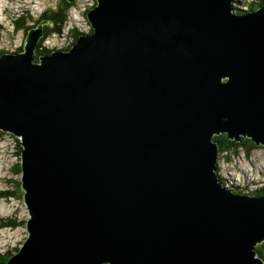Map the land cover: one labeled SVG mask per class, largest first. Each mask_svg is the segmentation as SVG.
Listing matches in <instances>:
<instances>
[{"label":"water","instance_id":"1","mask_svg":"<svg viewBox=\"0 0 264 264\" xmlns=\"http://www.w3.org/2000/svg\"><path fill=\"white\" fill-rule=\"evenodd\" d=\"M87 15L95 32L42 65L47 19L0 56L31 215L7 264H264V195L211 167L214 135L264 145V4L99 0Z\"/></svg>","mask_w":264,"mask_h":264},{"label":"rangeland","instance_id":"2","mask_svg":"<svg viewBox=\"0 0 264 264\" xmlns=\"http://www.w3.org/2000/svg\"><path fill=\"white\" fill-rule=\"evenodd\" d=\"M98 1L79 0L77 7L70 11L69 22L62 32L47 38L43 43L44 49L48 47L51 51L60 52L66 50L72 41L70 30L73 28L90 34L92 25L87 14L97 6ZM262 1L233 0V3L235 7L246 9L250 3L259 4ZM61 2L62 0H0V56L26 53L24 45H27L28 32L37 29V25L44 19L48 20L49 13ZM38 19L41 21L35 24L34 21ZM15 24L20 29H16ZM34 49L31 63L39 58L38 64L42 65L40 57L46 56V53L41 48ZM22 143L21 136L0 129V257L21 251L29 237L27 226L31 215L24 200L26 190L22 188L24 172L19 167L25 149ZM217 162L218 177L224 185L233 187V191L256 195L257 190L264 189V145H257L249 152L231 149L226 153H218L216 165ZM211 167L215 168L214 162H211ZM11 223L18 225L6 226ZM260 251L264 255V250Z\"/></svg>","mask_w":264,"mask_h":264},{"label":"trees","instance_id":"3","mask_svg":"<svg viewBox=\"0 0 264 264\" xmlns=\"http://www.w3.org/2000/svg\"><path fill=\"white\" fill-rule=\"evenodd\" d=\"M78 1L79 0H72V1L71 0H62V2L59 4V6L54 8L49 13V15L47 16V18H49V19L47 22L44 23V26H43V36L40 38V40L37 44L38 48H41L42 51H45V53L51 52V48L47 47L46 49H44V47H43L44 41L47 38H49L55 34H60L62 32V30L65 27V24L69 22L70 11L73 8L77 7ZM263 4H264V0L262 2H260L259 4L250 3L249 4V5H251L250 10L257 9L258 7H260ZM237 9H238V12L244 11L240 8H237ZM87 18L89 19L88 15H87ZM40 21H41V19H38V20H35L34 22H35V24H39ZM15 25H16L15 26L16 29H20L18 24H15ZM31 27H33V26H31ZM28 30H30V28ZM94 32H95V28H94V26H91L90 27V34H92ZM81 34H87V33L80 31L78 28H73L70 30V36L72 38V41H71V44L66 48V50H70L72 48V46L77 41H79ZM35 60H36L35 62L40 61L39 58H36ZM214 141H216L218 143L219 154L226 153V152L230 151L231 149H233V150L244 149L245 151L249 152V150L251 148H253V147L255 148L257 146L255 141L251 137H245L244 135H242L240 137V139H232L227 135V133H221L219 135H214ZM19 167L21 168V166H19ZM256 193H257V195H262V194H264V189L257 190ZM19 223H21V222H19ZM23 223H25V222H23ZM17 225H18L17 223H11V224H8L6 226H17ZM255 249L257 251L258 256L264 260V255H262L261 251H260V249L264 250V242H262V243L260 242V243L256 244ZM16 250L18 251L19 249L17 248ZM10 254H4L3 256H1L0 257V264L8 263V261L11 258Z\"/></svg>","mask_w":264,"mask_h":264},{"label":"clouds","instance_id":"4","mask_svg":"<svg viewBox=\"0 0 264 264\" xmlns=\"http://www.w3.org/2000/svg\"><path fill=\"white\" fill-rule=\"evenodd\" d=\"M238 10V9H237ZM218 153H219V150H218ZM216 174H217V171H216ZM217 176H218V174H217ZM218 179H219V181L223 184V182L220 180V178L218 177ZM223 186H225L226 188H228V189H230V190H232L231 188H233V187H228V186H226V185H224L223 184ZM233 191V190H232ZM233 192H235V191H233ZM235 193H237V192H235ZM243 194H245V193H243ZM251 195V194H250ZM257 195V194H256ZM262 195H264V194H262ZM264 242V241H263ZM257 256H258V254H257ZM259 257V256H258ZM262 259V258H261ZM263 260V259H262Z\"/></svg>","mask_w":264,"mask_h":264},{"label":"bare ground","instance_id":"5","mask_svg":"<svg viewBox=\"0 0 264 264\" xmlns=\"http://www.w3.org/2000/svg\"><path fill=\"white\" fill-rule=\"evenodd\" d=\"M6 55V54H5ZM8 55V54H7ZM215 170L218 172V162H217V165L215 167Z\"/></svg>","mask_w":264,"mask_h":264},{"label":"flooded vegetation","instance_id":"6","mask_svg":"<svg viewBox=\"0 0 264 264\" xmlns=\"http://www.w3.org/2000/svg\"><path fill=\"white\" fill-rule=\"evenodd\" d=\"M241 12H244V11H241Z\"/></svg>","mask_w":264,"mask_h":264}]
</instances>
